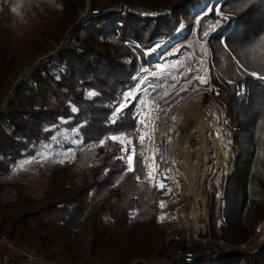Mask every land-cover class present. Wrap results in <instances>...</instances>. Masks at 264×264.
Here are the masks:
<instances>
[{"label":"trees","instance_id":"obj_1","mask_svg":"<svg viewBox=\"0 0 264 264\" xmlns=\"http://www.w3.org/2000/svg\"><path fill=\"white\" fill-rule=\"evenodd\" d=\"M204 2L0 0V94L7 77L71 29L69 44L17 87L0 116V180L52 134L65 130L76 140L74 157L54 165L37 195L21 184L5 196L0 190V234L68 264H130L171 251L193 257L170 264H264V234L257 232L264 223V0H213L201 18L202 30L212 25L208 96L223 111L236 147H229L232 170L221 196L210 197V241L165 243L157 220L169 195L144 182L139 155L136 170L127 172L126 159L117 158L124 145L111 139L126 136L140 152L137 99L113 123L118 95L152 60V46L174 40ZM82 222L90 229L85 248ZM259 236L254 253L236 248ZM205 248L209 253L200 254ZM0 264L17 262L0 251Z\"/></svg>","mask_w":264,"mask_h":264},{"label":"rangeland","instance_id":"obj_2","mask_svg":"<svg viewBox=\"0 0 264 264\" xmlns=\"http://www.w3.org/2000/svg\"><path fill=\"white\" fill-rule=\"evenodd\" d=\"M212 1L206 0V2L201 4L200 8L192 11L191 18L183 22L179 31L175 32L174 40L156 43L152 46L151 50L148 51L153 56L152 60L146 67L140 68L136 72L132 84V86L134 84L135 86L128 88H132L130 91L136 93L133 100L137 99V107L140 104H143L145 108L159 105L163 109L171 105L166 113L164 111L158 112L160 113V118L154 123L153 138L147 147L148 152H146L148 157L152 156L153 150L157 152V159L166 157V160L164 159V162L158 165L159 169L163 170L161 173L166 174V180L168 181L167 187L163 191L164 195H169L170 202H176L174 206H169L170 202H164L165 206L159 208L160 214L157 221L164 230L165 243L168 240L183 241L188 246L195 241L200 243L210 241L206 235L210 197L213 196L218 199L221 196L223 179L232 170L234 153L229 152V147L234 149L236 147L233 144V140H231V132L224 118L223 111L208 96L210 91V64L207 40L212 25H207L206 30H202L201 18L210 11V3ZM215 10H217L216 6ZM197 68H199V71H197ZM152 73L157 75H150ZM195 76H202L207 82L200 83L199 80L193 79ZM145 77H148V84L159 85V87L155 89L146 88L145 91L138 92L137 88L140 85V80ZM185 86H187V90L181 91V88ZM128 89L125 90L126 92L121 96V99L130 92ZM165 92L168 93L167 96L163 95ZM191 104L199 108L204 113L205 118L209 119L210 128L212 127L211 130L213 129L212 131L218 139L217 146L224 152L223 157L220 158L212 154L204 156V159L207 158L205 164L207 166H205L204 174L202 171L197 172L203 176L201 178L197 175L199 181L196 184L199 185V199L195 205L196 207L192 204L194 196L191 194V197L187 195L188 189L185 178L176 176L172 172V170L174 171L172 169L174 166H183V164L188 163V161H183L182 156H180L181 158L175 157L177 155L174 152L178 142L176 139L178 136L176 120L182 115L183 108H188ZM173 117L176 118L174 121ZM195 122L193 119L188 123L191 130L195 128ZM75 144L74 136L65 130L52 134L46 142L38 145L31 154L24 155L18 160L11 169L8 178L0 180L2 195H7L4 191L10 185L15 184H21L27 194L37 195L40 189L46 186L49 173L54 165L62 163L61 160L64 162L74 157L75 148L73 146ZM188 144L189 148L193 149L198 144L197 139L191 136ZM161 149L162 156L159 155ZM66 152L69 153L67 157L64 155ZM190 155V162L193 163L195 157L192 156L193 154ZM156 188L161 189L159 183H157ZM98 204L99 201L93 204L91 209ZM220 221L221 217L218 218L216 227H218ZM80 228L81 246L85 248L90 240V229L85 222L81 223ZM257 232L264 234V223L258 226ZM202 235H206V237L202 238ZM260 239L261 236L252 237L246 244L236 246V248L249 254L254 253ZM214 245L223 250L230 247L221 241H216ZM209 250L205 248V250L200 251V254L206 255ZM212 250H215L214 246H212ZM182 255L185 254L179 251H171L163 256L137 259L130 264H140L141 262H144V264H167L169 260L176 259ZM183 257L191 259L193 256L185 255ZM152 259L157 260V262L150 263L149 260Z\"/></svg>","mask_w":264,"mask_h":264},{"label":"built area","instance_id":"obj_3","mask_svg":"<svg viewBox=\"0 0 264 264\" xmlns=\"http://www.w3.org/2000/svg\"><path fill=\"white\" fill-rule=\"evenodd\" d=\"M87 9H88V3L86 1L83 15L87 11ZM70 37H71V29L65 30L60 35L59 39L55 43H53L52 46L46 52L41 53L35 58L31 59L30 61L25 63L14 75L6 78L5 85L0 94V116L3 115L7 111L8 105L14 99L17 87L21 83L26 81L29 78V76H31L33 73L40 71L47 63L56 59L57 56L63 51V49L69 44ZM134 86L135 84L132 87ZM131 89H128V91H130ZM125 92L126 91L118 95V103L113 109L114 113L116 109L120 106V104L124 102L125 96L122 99H121V96L124 95ZM133 102L134 100L132 99L125 108L129 107ZM152 107L153 106H149L145 108L143 104H140L138 107L136 105L137 111H135V120L137 124V129L139 127L140 120L147 114L148 110ZM152 114L156 118L154 119V122L149 125V128H148V131L151 133V138L146 139L145 141V144L147 147L150 145L151 140L153 138L152 134L154 130V123L156 120H158V118H160V113L153 112ZM141 151H144L142 146L140 148V152ZM146 152H148V150L144 151L145 156L147 155ZM160 182L164 183V187L162 189H158L156 187L155 188L160 190L164 194L163 190H165V188L167 187L168 181L162 180ZM0 251L4 252L9 257H11L13 260H15L17 264H68V263H61L56 260H49L41 252L37 251L36 249L27 247V246H19L15 243L14 240L2 234H0ZM149 261L150 263L157 262V260H153V259ZM170 262L171 260H169L167 264H170ZM72 264H85V263L76 262ZM140 264H144V262H141Z\"/></svg>","mask_w":264,"mask_h":264},{"label":"bare ground","instance_id":"obj_4","mask_svg":"<svg viewBox=\"0 0 264 264\" xmlns=\"http://www.w3.org/2000/svg\"><path fill=\"white\" fill-rule=\"evenodd\" d=\"M181 114L182 115H180L176 120V128L178 129V136L176 139L178 142L174 154L177 155L175 157L178 158H181L180 156H182L183 161H188V163H185L186 166L185 164H183V166H174L172 168L174 171L172 170V172H174L176 176H180L183 179L185 178L184 180L186 181V186L188 189L187 195L190 196L191 194L194 196L192 204L194 207H196L195 205L199 199V185L196 184V182L199 181L197 175H199L201 178L203 176L197 172L202 171L204 174V171L206 170L205 166H207L205 165L207 158L204 159V156L212 154L220 158L223 157L224 152L217 146L218 139L216 138L215 133H213V129L211 130L212 127L210 128L211 124L209 125V119L205 118L204 113L201 112L199 108L191 104L188 106V108L184 107ZM193 119L196 121V126L191 130L188 126V123ZM191 136H194L198 142V144L193 149H190L188 144ZM161 154L162 149L160 150L159 155L162 156ZM190 154H193L192 156L195 157L193 163L190 162ZM164 159L166 160V157ZM157 161L159 162L160 158L157 159ZM159 165H161V162ZM159 171L162 172L163 170L159 169Z\"/></svg>","mask_w":264,"mask_h":264},{"label":"snow or ice","instance_id":"obj_5","mask_svg":"<svg viewBox=\"0 0 264 264\" xmlns=\"http://www.w3.org/2000/svg\"><path fill=\"white\" fill-rule=\"evenodd\" d=\"M14 11H17L18 9H13ZM197 71H199V68H197ZM150 75H157L156 73H152ZM194 80H199L200 83H206L204 77L202 76H195L193 77ZM148 77H145L144 79L140 80V85L137 88V91H145L146 88H152L155 89L156 87H159V85H152L147 83ZM191 83V82H189ZM187 86L184 88H181V91H186ZM94 95V93H89V96L91 97ZM164 96H167L168 93L165 92L163 94ZM136 96V93L134 92H128V94L124 97V102L120 104V106L116 109L112 122H115V119L120 115V113L123 111V109L128 105V103L134 99ZM171 105H169L166 108H161L159 105H154L152 108H150L147 112V114L140 120L139 127L137 131H139V144L143 147L144 151L147 150V146L145 144L146 139L151 138V133L148 131L149 125L154 122V119L156 117L153 116V112H160L164 111L165 113L170 109ZM75 111V109H73ZM173 121L176 119L175 117L172 118ZM113 141L119 142L124 145L122 148V155L120 157H117L118 159L125 160L126 159V166H127V172H133L136 170V157L139 155L141 157V163L142 166L146 172V180L145 183H151L153 187L157 186V183H159V187L162 189L164 187V183L160 182L162 180H166V174H163L159 171V163L164 162V158L161 157L160 161H157V152L153 150L152 156L148 157L144 155V151L137 152L136 146L132 144V140L128 137H111ZM104 141H101V144H103ZM65 157L69 155V153H64ZM63 162V160H61ZM137 180H140V177L137 176ZM170 191V190H169ZM165 205L163 202H161L160 207L163 208ZM135 215V213H133ZM163 219V217H161Z\"/></svg>","mask_w":264,"mask_h":264},{"label":"crops","instance_id":"obj_6","mask_svg":"<svg viewBox=\"0 0 264 264\" xmlns=\"http://www.w3.org/2000/svg\"><path fill=\"white\" fill-rule=\"evenodd\" d=\"M56 133H58V132H56ZM56 133H55V134H56ZM16 163H17V162H16ZM8 177H9V176H8ZM8 177H7V178H8Z\"/></svg>","mask_w":264,"mask_h":264}]
</instances>
